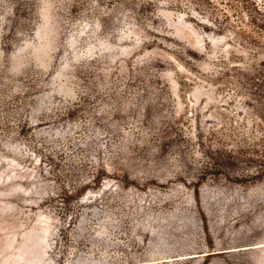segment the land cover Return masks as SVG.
Instances as JSON below:
<instances>
[{
    "label": "rangeland",
    "instance_id": "rangeland-1",
    "mask_svg": "<svg viewBox=\"0 0 264 264\" xmlns=\"http://www.w3.org/2000/svg\"><path fill=\"white\" fill-rule=\"evenodd\" d=\"M243 3L0 0V264H264Z\"/></svg>",
    "mask_w": 264,
    "mask_h": 264
},
{
    "label": "trees",
    "instance_id": "trees-1",
    "mask_svg": "<svg viewBox=\"0 0 264 264\" xmlns=\"http://www.w3.org/2000/svg\"><path fill=\"white\" fill-rule=\"evenodd\" d=\"M264 3V0H262ZM243 8L246 9L248 24L251 30L258 35L260 39H256L244 32L237 31L245 40L250 42L258 50L264 53V5L259 6L252 0H245ZM251 4L252 6H248ZM263 7V8H262ZM230 8L233 5L230 4ZM225 17H228L225 15ZM244 77L241 96L248 97L251 101L245 102L246 110L251 109L254 112L252 117V130L249 136H239L230 142L231 147L218 142L219 146L214 147L215 136L211 140L214 145L208 147V157L215 163V169L221 171L225 168L235 169L239 164L245 165L248 179H263L264 178V60H261L258 66H254L252 75L239 73ZM247 132H244L246 134ZM229 145V144H228ZM213 168V167H211ZM222 173V172H220ZM246 179V178H244Z\"/></svg>",
    "mask_w": 264,
    "mask_h": 264
}]
</instances>
